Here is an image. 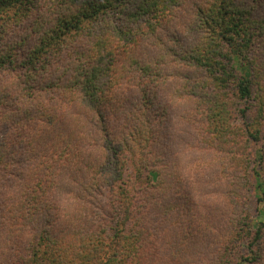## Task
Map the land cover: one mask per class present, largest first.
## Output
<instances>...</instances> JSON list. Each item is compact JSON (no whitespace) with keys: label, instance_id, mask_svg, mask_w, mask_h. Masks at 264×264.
Here are the masks:
<instances>
[{"label":"trees","instance_id":"1","mask_svg":"<svg viewBox=\"0 0 264 264\" xmlns=\"http://www.w3.org/2000/svg\"><path fill=\"white\" fill-rule=\"evenodd\" d=\"M259 204L264 0H0V264H264Z\"/></svg>","mask_w":264,"mask_h":264},{"label":"rangeland","instance_id":"2","mask_svg":"<svg viewBox=\"0 0 264 264\" xmlns=\"http://www.w3.org/2000/svg\"><path fill=\"white\" fill-rule=\"evenodd\" d=\"M251 206L252 205H250V207H249V211L253 212L251 214L255 215V213H254L255 211L252 209L253 206L252 207ZM259 208H260V213L256 216H254V217H256L257 220L264 219V204H259Z\"/></svg>","mask_w":264,"mask_h":264}]
</instances>
